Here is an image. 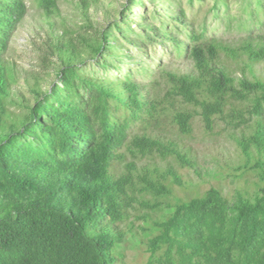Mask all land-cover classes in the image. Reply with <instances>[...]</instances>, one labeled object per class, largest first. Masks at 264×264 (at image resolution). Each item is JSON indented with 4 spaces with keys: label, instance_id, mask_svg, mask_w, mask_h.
<instances>
[{
    "label": "trees",
    "instance_id": "1",
    "mask_svg": "<svg viewBox=\"0 0 264 264\" xmlns=\"http://www.w3.org/2000/svg\"><path fill=\"white\" fill-rule=\"evenodd\" d=\"M34 1L43 31L25 68L5 54L28 7L0 0V264H118L140 209V219L158 214L147 264H264V184L182 200L179 168L201 170L189 148L156 132L162 119L183 135L196 117L207 132L222 122L263 181L264 79L254 67L264 35L242 22L247 35L231 44L191 22L181 0H127L103 24L101 0ZM167 54L191 70L171 68Z\"/></svg>",
    "mask_w": 264,
    "mask_h": 264
},
{
    "label": "rangeland",
    "instance_id": "2",
    "mask_svg": "<svg viewBox=\"0 0 264 264\" xmlns=\"http://www.w3.org/2000/svg\"><path fill=\"white\" fill-rule=\"evenodd\" d=\"M127 0H101L96 10L97 19L104 23V14L106 10L112 11L114 15L118 14L121 5ZM186 11L187 17L196 26L206 23L209 33L229 41L231 44H238L240 40L247 35L242 22L253 25L254 34L264 35V0H260V5L256 6V0H226V5L221 1L214 6L216 0H194L191 5L188 0H181ZM28 12L21 25L12 37V42L5 56L14 59L20 66L31 68L35 65V56L33 52V40L38 39L37 34L42 25L40 10L34 0H25ZM256 8L254 9V7ZM64 14H70V7L63 5ZM149 8L146 4L145 9ZM255 10L257 17H260L262 25L256 27L258 22L255 17L250 15V11ZM141 9L133 8L131 13L139 14ZM222 16L224 20L215 18ZM70 17L72 14L69 15ZM221 17V18H222ZM255 27V28H254ZM42 34V32H41ZM155 57H159L160 50L152 51ZM165 63L179 72H188L192 64L190 60H185L167 54L164 57ZM224 63L233 71L234 74L241 73V64L230 59L223 58ZM256 75L264 79V61L257 63L254 67ZM250 76V74L248 75ZM162 126L158 127L167 136L176 138L181 145L191 150L195 157L201 175L194 173L189 168H179L183 178V186H173V192L176 197L182 200L200 195L210 187L219 189L227 198H231L236 190H244L253 194L259 185L264 184L256 173L242 166L245 158L241 155L238 146L229 137V129H225L222 122H218L211 132L204 129L203 123L198 117L193 120V129L189 134H179L177 129L172 127L167 119H162ZM144 160L141 163H146ZM115 172L121 168L114 165ZM164 166V163H161ZM143 214V211L137 210L132 213V233L127 232L124 241L116 248V260L118 264H147L149 254L146 251V242L149 237L157 232L153 224L158 214L150 213L148 218H137ZM150 217V218H149ZM122 227L126 229V224Z\"/></svg>",
    "mask_w": 264,
    "mask_h": 264
}]
</instances>
